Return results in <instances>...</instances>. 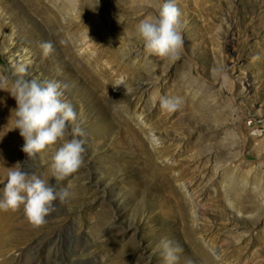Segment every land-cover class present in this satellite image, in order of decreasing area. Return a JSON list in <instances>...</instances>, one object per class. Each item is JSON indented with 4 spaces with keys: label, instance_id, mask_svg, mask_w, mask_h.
<instances>
[{
    "label": "rangeland",
    "instance_id": "obj_1",
    "mask_svg": "<svg viewBox=\"0 0 264 264\" xmlns=\"http://www.w3.org/2000/svg\"><path fill=\"white\" fill-rule=\"evenodd\" d=\"M171 2L175 60L136 31L157 0H0V196L17 163L71 194L41 226L23 206L0 211V264H264V136L241 123L264 114V0ZM21 75L58 81L77 114L84 166L63 180V140L22 152L9 93Z\"/></svg>",
    "mask_w": 264,
    "mask_h": 264
},
{
    "label": "clouds",
    "instance_id": "obj_2",
    "mask_svg": "<svg viewBox=\"0 0 264 264\" xmlns=\"http://www.w3.org/2000/svg\"><path fill=\"white\" fill-rule=\"evenodd\" d=\"M157 13L139 22L136 31L149 53L160 58L175 60L183 49L180 12L171 0H157ZM45 56L53 51L52 44H41ZM23 74L25 69L18 68ZM6 77H0V87H4ZM16 101L14 128L19 130L24 144L22 152L28 159L45 152L49 147L63 140L52 156L51 172L55 179L63 180L84 166L85 141L79 125L69 131L68 123L77 121L72 105L63 99V91L58 81L38 82L27 80L21 75L9 92ZM110 99V98H109ZM118 102V101H115ZM180 98H160V106L168 111L180 105ZM71 139H66L67 136ZM67 188L57 190L54 185L25 171L17 163L6 168V183L0 196V211L23 212L34 226H41L45 217L53 210V202H65L70 196ZM169 259H174L169 254Z\"/></svg>",
    "mask_w": 264,
    "mask_h": 264
},
{
    "label": "built area",
    "instance_id": "obj_3",
    "mask_svg": "<svg viewBox=\"0 0 264 264\" xmlns=\"http://www.w3.org/2000/svg\"><path fill=\"white\" fill-rule=\"evenodd\" d=\"M241 123L249 133H258L259 137L264 136V114H259L257 119H250L244 116Z\"/></svg>",
    "mask_w": 264,
    "mask_h": 264
},
{
    "label": "bare ground",
    "instance_id": "obj_4",
    "mask_svg": "<svg viewBox=\"0 0 264 264\" xmlns=\"http://www.w3.org/2000/svg\"><path fill=\"white\" fill-rule=\"evenodd\" d=\"M246 76V75H245ZM246 78V77H245ZM238 80V79H237ZM247 80V79H246ZM240 81V80H239ZM124 82V81H123ZM245 82V81H244ZM122 84V83H121ZM124 84V83H123ZM241 84V83H240ZM244 85V84H243ZM123 86V85H122ZM242 86V85H241ZM262 114V113H261ZM257 118H259V114H258V116L256 115L255 117H253L252 119H257ZM152 132V131H151ZM252 134H254V135H257V136H259V134L258 133H252ZM159 135V134H158ZM149 136H150V138H149ZM149 136H148V140L149 141H151L154 145H156V143L158 142V143H161L162 141H160L159 140V138L158 137H156L155 136V134L154 133H149ZM163 143V142H162ZM172 160V159H171ZM177 179V178H176ZM179 185L181 186V184L179 183ZM182 187H184V186H181V188ZM180 191V190H179ZM193 204V203H192ZM193 211H192V217L195 219V220H197V219H199L198 218V215H199V213H198V211H199V209H198V211L196 210V208H194V209H192ZM201 214V213H200ZM209 224V223H208ZM187 233V232H186ZM201 236V235H200ZM205 242V241H204ZM211 245V244H210ZM208 246H209V244H208ZM218 254V253H217ZM216 254V255H217ZM221 254H219V256H220ZM218 256V255H217ZM216 260V259H215ZM220 262V261H219ZM222 264V263H221ZM224 264V263H223Z\"/></svg>",
    "mask_w": 264,
    "mask_h": 264
}]
</instances>
